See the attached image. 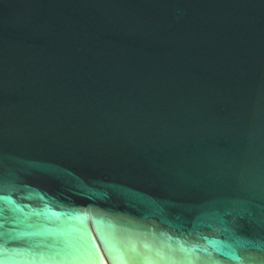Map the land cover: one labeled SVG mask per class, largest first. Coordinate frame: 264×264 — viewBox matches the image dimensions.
<instances>
[{
  "label": "water",
  "instance_id": "95a60500",
  "mask_svg": "<svg viewBox=\"0 0 264 264\" xmlns=\"http://www.w3.org/2000/svg\"><path fill=\"white\" fill-rule=\"evenodd\" d=\"M0 264H264V0H0Z\"/></svg>",
  "mask_w": 264,
  "mask_h": 264
}]
</instances>
